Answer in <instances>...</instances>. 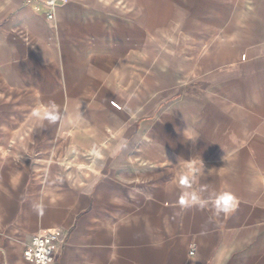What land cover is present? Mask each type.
<instances>
[{
  "label": "crops",
  "instance_id": "obj_1",
  "mask_svg": "<svg viewBox=\"0 0 264 264\" xmlns=\"http://www.w3.org/2000/svg\"><path fill=\"white\" fill-rule=\"evenodd\" d=\"M44 12L0 0V264H264V0Z\"/></svg>",
  "mask_w": 264,
  "mask_h": 264
},
{
  "label": "built area",
  "instance_id": "obj_2",
  "mask_svg": "<svg viewBox=\"0 0 264 264\" xmlns=\"http://www.w3.org/2000/svg\"><path fill=\"white\" fill-rule=\"evenodd\" d=\"M30 4L45 8V16L54 19L56 8L69 0H26ZM56 230L50 229L36 233L27 244L24 257L32 264H54V245L58 241ZM194 254V251H192Z\"/></svg>",
  "mask_w": 264,
  "mask_h": 264
},
{
  "label": "clouds",
  "instance_id": "obj_3",
  "mask_svg": "<svg viewBox=\"0 0 264 264\" xmlns=\"http://www.w3.org/2000/svg\"><path fill=\"white\" fill-rule=\"evenodd\" d=\"M185 199H188V195L186 194ZM191 201H195L197 199L195 194H192L190 197ZM228 199H231L230 197ZM183 202V201H182ZM208 203V201H201L202 206L204 204ZM214 206H215V210L217 213H221V212H228L230 210V208L227 206V201L221 199V198H217L215 201H213ZM34 207L39 210L42 211V206L40 204H36L34 205Z\"/></svg>",
  "mask_w": 264,
  "mask_h": 264
},
{
  "label": "rangeland",
  "instance_id": "obj_4",
  "mask_svg": "<svg viewBox=\"0 0 264 264\" xmlns=\"http://www.w3.org/2000/svg\"><path fill=\"white\" fill-rule=\"evenodd\" d=\"M33 95H39V93H37L36 91L33 92Z\"/></svg>",
  "mask_w": 264,
  "mask_h": 264
}]
</instances>
